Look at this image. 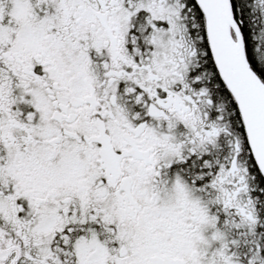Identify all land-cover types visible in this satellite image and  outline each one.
<instances>
[{
	"label": "snow or ice",
	"instance_id": "6c2138e0",
	"mask_svg": "<svg viewBox=\"0 0 264 264\" xmlns=\"http://www.w3.org/2000/svg\"><path fill=\"white\" fill-rule=\"evenodd\" d=\"M0 264H264V0H0Z\"/></svg>",
	"mask_w": 264,
	"mask_h": 264
}]
</instances>
